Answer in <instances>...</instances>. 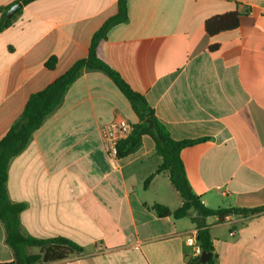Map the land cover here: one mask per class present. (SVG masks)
I'll list each match as a JSON object with an SVG mask.
<instances>
[{"label": "crops", "instance_id": "1", "mask_svg": "<svg viewBox=\"0 0 264 264\" xmlns=\"http://www.w3.org/2000/svg\"><path fill=\"white\" fill-rule=\"evenodd\" d=\"M118 1L36 0L12 17L0 33V140L33 94L87 57ZM19 2L0 0V18ZM128 7V23L110 30L99 58L145 97L173 139L209 138L182 152L208 208L264 206V0H129ZM233 11L241 13L237 30L207 34V20ZM119 117L138 123L110 78L85 71L11 161L8 194L26 205L22 231L84 248L42 264H193L201 256L187 244L197 238L189 218H159L151 209L182 205L167 173L144 187L162 164L152 138L132 155L110 156L102 130ZM207 224L217 264H264V212ZM13 260L0 221V263Z\"/></svg>", "mask_w": 264, "mask_h": 264}, {"label": "trees", "instance_id": "2", "mask_svg": "<svg viewBox=\"0 0 264 264\" xmlns=\"http://www.w3.org/2000/svg\"><path fill=\"white\" fill-rule=\"evenodd\" d=\"M36 0H21L24 6ZM129 0H119L117 13L109 18L94 34L86 58L75 62L62 76L44 90L33 94L26 103L20 118L14 123L6 136L0 140V221L5 230V242L13 251L14 260L0 264H42L54 263L66 259L70 254L83 253L84 248L77 243L62 237L39 239L25 234L21 228L20 216L26 209L24 203H13L8 194L9 165L11 161L23 153L29 146L34 134L43 126L44 122L61 106L70 87L85 71H99L110 78L131 106L138 118L133 124L132 133L117 146V158H125L136 153L142 146L144 136L152 138L155 144V154L162 158V164L157 171L146 181L147 188L156 175L167 173L171 184L179 193L182 205L171 210L162 204H154L152 210L159 218H173L180 220L189 218L197 229V243L201 252L210 254L209 261L204 264H217L214 242L210 233L207 219L217 217L223 222L229 216H250L264 212V206L254 209L238 208H208L201 197L194 193L187 175L182 152L191 146L203 143L209 138L196 140H175L168 128L159 121L154 110L145 97L136 92L110 65L98 56L100 43L107 39V35L114 27L128 23ZM9 8H4L0 18V33L7 29L12 18L6 17ZM241 13L233 11L217 15L207 20L205 29L209 36L224 32L235 31L240 25ZM218 45L211 46V50L218 49ZM57 63L53 57L47 63L48 69H54ZM151 120L153 128L148 123ZM31 248H38V254H31ZM196 258L193 264L199 263Z\"/></svg>", "mask_w": 264, "mask_h": 264}, {"label": "built area", "instance_id": "3", "mask_svg": "<svg viewBox=\"0 0 264 264\" xmlns=\"http://www.w3.org/2000/svg\"><path fill=\"white\" fill-rule=\"evenodd\" d=\"M132 130V124L123 117L114 119L103 128V139L112 158L117 159L118 143L127 139L132 133ZM187 244L190 246H196L198 255L200 256V254H202L195 236H187Z\"/></svg>", "mask_w": 264, "mask_h": 264}, {"label": "water", "instance_id": "4", "mask_svg": "<svg viewBox=\"0 0 264 264\" xmlns=\"http://www.w3.org/2000/svg\"><path fill=\"white\" fill-rule=\"evenodd\" d=\"M23 4L22 3H17L15 5H13L6 14V17L8 19H11L20 9H22ZM149 126L152 129L153 128V123L151 120H148ZM210 258V254L207 252H203L199 258V263L204 264L207 263L209 261Z\"/></svg>", "mask_w": 264, "mask_h": 264}]
</instances>
